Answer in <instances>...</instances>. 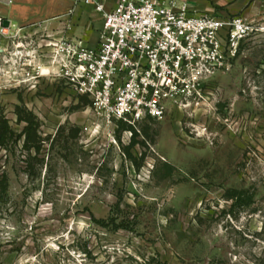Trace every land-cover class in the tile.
<instances>
[{"label": "rangeland", "instance_id": "1", "mask_svg": "<svg viewBox=\"0 0 264 264\" xmlns=\"http://www.w3.org/2000/svg\"><path fill=\"white\" fill-rule=\"evenodd\" d=\"M248 19L229 71L135 127L48 71L46 37L0 36V264H264V5Z\"/></svg>", "mask_w": 264, "mask_h": 264}, {"label": "built area", "instance_id": "2", "mask_svg": "<svg viewBox=\"0 0 264 264\" xmlns=\"http://www.w3.org/2000/svg\"><path fill=\"white\" fill-rule=\"evenodd\" d=\"M84 3L102 19L96 47L46 30L41 36L48 39L50 72L86 96L108 124L159 120L168 106L200 97L210 78L230 70L240 42L262 31L247 17L199 11L180 0ZM8 29L0 16V36Z\"/></svg>", "mask_w": 264, "mask_h": 264}, {"label": "crops", "instance_id": "3", "mask_svg": "<svg viewBox=\"0 0 264 264\" xmlns=\"http://www.w3.org/2000/svg\"><path fill=\"white\" fill-rule=\"evenodd\" d=\"M169 1V0H168ZM199 11L250 18L253 7L264 0H180ZM114 3V1H113ZM0 16L9 22L7 35L41 34L69 37L96 47L102 19L84 0H0Z\"/></svg>", "mask_w": 264, "mask_h": 264}, {"label": "trees", "instance_id": "4", "mask_svg": "<svg viewBox=\"0 0 264 264\" xmlns=\"http://www.w3.org/2000/svg\"><path fill=\"white\" fill-rule=\"evenodd\" d=\"M5 123V130L7 131V132H10V134H12L13 135V133H12V131L9 129V126L7 125V122H4ZM4 138V134H2V135H0V140H2Z\"/></svg>", "mask_w": 264, "mask_h": 264}, {"label": "water", "instance_id": "5", "mask_svg": "<svg viewBox=\"0 0 264 264\" xmlns=\"http://www.w3.org/2000/svg\"><path fill=\"white\" fill-rule=\"evenodd\" d=\"M10 25H9V22L8 21H4V27L8 28Z\"/></svg>", "mask_w": 264, "mask_h": 264}, {"label": "bare ground", "instance_id": "6", "mask_svg": "<svg viewBox=\"0 0 264 264\" xmlns=\"http://www.w3.org/2000/svg\"><path fill=\"white\" fill-rule=\"evenodd\" d=\"M45 68H46V67H45ZM47 69H48V71H49V68H47ZM44 73H45V74L48 73L46 69L44 70Z\"/></svg>", "mask_w": 264, "mask_h": 264}]
</instances>
